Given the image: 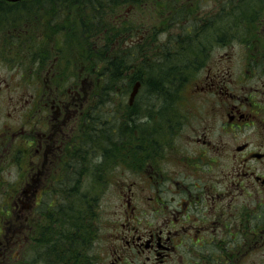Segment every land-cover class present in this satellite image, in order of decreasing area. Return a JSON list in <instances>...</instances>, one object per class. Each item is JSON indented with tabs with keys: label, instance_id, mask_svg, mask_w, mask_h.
Returning a JSON list of instances; mask_svg holds the SVG:
<instances>
[{
	"label": "flooded vegetation",
	"instance_id": "obj_1",
	"mask_svg": "<svg viewBox=\"0 0 264 264\" xmlns=\"http://www.w3.org/2000/svg\"><path fill=\"white\" fill-rule=\"evenodd\" d=\"M38 1L40 22L6 29L8 64L15 61L14 45L22 43L25 60L17 66L27 73L18 79L24 87L17 91V83L0 74L3 101L17 114L8 111L11 121L0 123V172L15 168L2 195L8 220L0 222V264H30L28 251L42 242L32 233L45 223L51 206L46 198L53 195L59 196L61 211L69 208L58 222L79 220L91 230L81 242L77 228L68 244L77 264H264V7L237 22L230 43L198 52L201 61H193L185 82L166 96L165 116L160 119L163 110L156 111L154 135L145 137L144 147L136 121L137 144L130 146L136 150L129 149L112 171L118 198L108 207L99 201L82 208L67 194L77 193L80 181L90 176L94 134L111 122L105 118L110 102L121 111L125 97L107 95L109 109H99L93 77L77 61V21L68 34L61 32L63 5L67 11L73 3L63 15L77 20L78 0ZM80 196L85 195L77 194L83 202ZM101 210L107 216L98 237L99 220L90 211ZM39 257L34 261L41 262Z\"/></svg>",
	"mask_w": 264,
	"mask_h": 264
},
{
	"label": "rangeland",
	"instance_id": "obj_2",
	"mask_svg": "<svg viewBox=\"0 0 264 264\" xmlns=\"http://www.w3.org/2000/svg\"><path fill=\"white\" fill-rule=\"evenodd\" d=\"M120 0H118L119 2ZM179 1V0H178ZM216 1H222V0H196L193 3V6L191 7L192 12L189 14H192L194 17L196 16L198 18V24L199 26L201 24H206V19L208 15H212L214 19L217 18L218 14V8L214 7V3ZM234 1V0H233ZM260 1V0H258ZM258 1H251V14H254L256 10H258ZM153 0H122V5L118 6L116 8L115 14L122 13L123 9V15L120 19L121 21H117V23H120L122 25H118L117 23H114L111 21L110 23V30L112 29H118L119 27L123 28L126 32L130 33L131 38L135 39L136 35L140 33L146 34L144 45H142L141 50H136L134 45H129L127 36L123 39V42L125 46H118L116 48H111V51L109 53L108 57H102L99 55V50L106 52L105 55H108V49L107 46L102 47L101 44L95 45L93 48L90 49V53H94V59L97 60V55L99 60L97 62H93V66L97 67V71L94 73V75L90 74L93 77V80L96 82L95 86V93L99 96L97 98V103L99 104L100 110L109 109L108 108V99H106V102L104 101L105 96L110 95L111 99L116 100L118 98V95H126L125 99L122 101V105L124 107V110L121 111L118 110V104L117 102H110L111 110L110 113H105V118L108 117L112 118L111 122H108L107 125L102 124L99 129L96 131V134H94V156L91 159V165L93 167V170H90V176L88 178L82 179L80 181V189L77 193H69L67 194L68 200H70L72 197L74 198V201H76L77 204L82 206V208L85 206L94 205L97 206L98 202L99 206L108 207L109 202H114L116 197L115 191V185L112 184V171H117V166L119 165L120 160L124 157V154H128V150L130 149L131 145H136V136L134 135L135 131V123L138 122L137 126V138H142V147H144L145 137L151 136L152 133L154 135L155 126L153 123V119L155 115L157 114V110L161 108L164 112V115L167 111V102H164L163 99L160 97L156 99H151L146 97L147 93H150L152 91V86L157 90H161L162 88L167 89L168 86L166 83H164V80H168L169 77L174 78L176 74L180 73L181 71L175 70H165L164 68L161 71H157V63L158 59L156 58V53L159 49H164L165 53L162 54L161 59L163 61H175L178 59V57L181 55L182 51L187 47V45L190 43V39L185 40V45L182 47L176 46L175 43L179 40L177 38L174 40L175 37H178L179 35H183V31L180 30V27L178 23H173L165 25L162 22V15L163 12L160 10H163V8L156 9V6L151 5ZM182 2L186 3L185 11L190 8L191 3L190 0H183ZM181 1L179 3H182ZM225 2V0H223ZM72 3V2H71ZM175 1L172 2L174 4ZM175 6L173 9L175 10L177 8L178 4H174ZM173 6V5H172ZM171 6V7H172ZM262 4H260V7ZM71 10V6H68ZM168 8V7H167ZM68 9V10H69ZM184 9L181 11H178V15L180 16V19L184 18L185 12ZM36 10H39L38 8ZM67 10V11H68ZM159 10V11H158ZM66 6L63 7V11L61 13V17L59 23L63 31V35L68 34L71 29V24H76L77 20H74V18L65 19L63 14L67 15ZM170 12L168 11L167 15ZM108 12L103 13V18L108 17ZM188 15V14H187ZM14 16V14H12ZM191 16V15H190ZM17 17L12 18H2L0 17V25L10 29V25H22L31 21H41V14L39 12L38 16L34 15H28L25 19L21 20H14ZM179 19V23H182V20ZM178 19H176L177 21ZM104 20H100L99 25H103ZM185 22L183 21V25ZM192 27V26H191ZM204 27H206L204 25ZM101 28V27H100ZM197 28V27H196ZM195 28V29H196ZM23 29V28H22ZM74 29V28H73ZM194 29V30H195ZM88 29H84L83 25H80L79 21L77 26L75 27V31L77 32V42L80 41V35H86V31ZM102 30V28H101ZM236 30V29H235ZM234 30V31H235ZM119 31V30H118ZM192 31V30H191ZM197 31V30H195ZM234 31L230 32L233 33ZM228 32L225 31L223 33L222 30L216 31V33L213 35L214 39L210 41L209 46H220L222 43H230L231 38L224 37V34ZM129 35V36H130ZM5 35L2 31H0V74L6 73L8 77H10L11 82L17 83L13 84L16 85L17 90L23 89V81L18 83L19 78H23L25 74L27 73L26 67L21 66L19 68L17 64L23 60H25V54L21 52L22 43L18 44L16 43L14 47L16 48V52H13V56L15 58V61L12 64H8V57L11 56L10 49L7 48V52L5 54V47H7L9 44L7 43L5 39ZM9 37V36H7ZM68 37V36H67ZM82 39V38H81ZM14 42L13 39L10 40V42ZM92 42L97 43V37H94L91 39ZM15 43V42H14ZM102 43V42H101ZM207 42L203 41L204 47L207 46ZM106 45V44H105ZM54 47L59 46V42L53 44ZM113 46V45H112ZM117 46V44H115ZM102 47V50H101ZM123 47H126L122 49ZM2 48V49H1ZM203 48V47H202ZM71 50V49H69ZM75 50H77V53L79 54V58L77 61L80 63H83L85 65V59L86 55L88 53V50L86 49V44L82 45L80 47H77ZM217 53V49L213 48L212 50V56ZM154 54V56H153ZM188 54H192V51H190ZM21 60V61H20ZM95 60V61H96ZM109 61V62H108ZM170 62V63H171ZM7 63V64H5ZM85 70V69H84ZM104 70L109 71L108 77L110 79L115 78L119 79V81H114V84L110 85L107 90L104 89V83L107 81V72H104ZM78 71L80 72V68L78 65ZM86 71V70H85ZM90 72V71H89ZM91 73V72H90ZM105 73V75H104ZM186 74H191L190 72L186 71ZM136 77L137 79L142 80V88L140 89L138 96L131 108H127V97L131 89V85L133 83L132 79L133 77ZM160 74V76H159ZM13 78V79H12ZM10 80L8 82H10ZM135 81V80H134ZM130 82L131 85L124 86L125 83ZM132 82V83H131ZM112 83V82H111ZM3 85L0 83V90H3ZM182 88V87H180ZM17 93V92H16ZM13 95L15 93H12ZM6 97L4 92H0V123L1 121H11L9 117H7V112L9 111L11 114L17 116V114L13 113V108L10 109V107L7 106V101H3V99ZM22 101H20L19 105L17 107H20L22 105ZM98 109V110H99ZM97 110V111H98ZM101 118H103V115L98 114ZM121 115L124 116V119L122 120ZM126 122L125 126H120L119 122ZM105 139L101 140L102 138ZM140 142V141H139ZM135 148H131L130 151H135ZM2 150H0L1 153ZM140 151V149H138ZM107 163L110 165L109 167V187H105L103 184V179L105 180L106 176L104 175V169L107 171ZM15 178V168L12 169L11 167H8V169H3L2 172H0V222H7L8 216L5 211L8 209H4L5 205L3 204V194L4 191L7 189L6 185H9L12 183V180ZM115 182V181H114ZM99 189L101 191V195L99 192ZM104 190H107V192H104ZM77 194H82L84 197H82L84 200L83 202L77 200ZM79 197V196H78ZM60 203L59 196H49L46 198V205L47 206V217L45 220V223L41 228H35L34 233H32V238L36 239H42V242H40L38 245H35V249H32L31 251H28L27 255L31 256V262L30 264H76L77 262H70L68 263V258H72V253L68 250V246H63V243L70 244L72 239V231L75 230V223L70 218L68 220H65V216L67 215V212L69 211V208H64V210L61 211V209L58 208V205ZM54 208V209H53ZM11 209H9L10 211ZM87 210L84 209L83 214ZM91 217L98 218L99 222L97 223L98 229H96L98 233V237H101L104 233V230L102 229L103 223L106 221V213L101 211L92 212ZM64 216V219H61L60 222H58L57 218L59 219L60 215ZM64 222V223H63ZM59 223L64 228V233L60 234L61 227L59 226ZM0 223V230L1 227ZM5 228H7V225H5ZM7 230V229H5ZM8 232H6L7 234ZM57 240L60 241V243H57ZM68 250V252H67ZM35 258L39 257V260L41 262L34 261ZM80 263V262H79ZM78 263V264H79Z\"/></svg>",
	"mask_w": 264,
	"mask_h": 264
},
{
	"label": "trees",
	"instance_id": "obj_3",
	"mask_svg": "<svg viewBox=\"0 0 264 264\" xmlns=\"http://www.w3.org/2000/svg\"><path fill=\"white\" fill-rule=\"evenodd\" d=\"M145 1V0H143ZM175 1L174 4H178L177 8L174 10L173 7L175 6L172 4V2ZM153 0L152 4L153 6H156V9L163 8V10H160L162 15V22L167 25L172 22L173 23H178L180 27V30L183 31V35H179L178 37H175L174 40L179 38V42L177 41L175 43L176 46L182 47L185 45V40L190 39V43L187 45V47L182 51L181 55L178 57L177 60L174 62L172 61H163L161 59L162 54L165 53L164 49H159L158 52L156 53V58L158 59L157 63V71H161L163 68L165 70H170V71H175L179 70L181 71L180 73L176 74L174 78L169 77V79L166 81L164 80V83L168 86L167 89L162 88L161 90H157L154 86L152 88V91L150 92L151 95H154L155 98L160 97L161 99H165L168 94L174 93L172 91L173 88H175V92L177 88L185 82V79L188 78L189 74H186L185 72L189 70V68L192 66L193 61H201L202 57L206 54V52L209 49V44L210 41L214 39L213 35L216 33L218 30L223 29V33L225 31H228L224 34V37L231 38L232 31L236 29V24L239 21H245L247 20V17L251 15V1L253 0H240V1H233V0H225V2L222 1H216L214 3V7L218 8V14L217 18L214 19L212 15H208L206 19V24H201L199 26L198 18L195 16L193 17L192 20H189V13L192 12L191 8H188L185 11V6L186 3L182 2L183 0ZM182 3H179V2ZM263 1H258L257 5L259 8L264 7ZM31 3V4H30ZM9 6H7V5ZM41 2L38 0H33L32 1H26V0H21L17 3L9 4L6 1L0 0V17L2 18H12V17H17L16 20H23L25 19L29 14L31 15H39V10H31L30 8H39L41 6ZM260 4L262 6L260 7ZM122 5V0L118 2V0H78L77 2V17L80 25H83L84 29H88L86 31V35H80V41H78L79 46L85 45L89 46V48L92 46L94 47L96 44H109L113 45L115 38H117L120 34V32L123 30V28L119 27L118 29H112L110 30V23L111 21L113 24L116 22V17L119 14H115L116 8L118 6ZM173 5V6H172ZM65 6V5H63ZM166 6V8H165ZM172 6V7H171ZM10 7V8H9ZM168 7V8H167ZM6 8V9H3ZM30 10H29V9ZM184 9L185 12V17L180 19V16L178 15V11H181ZM159 11V10H158ZM170 12L168 15L166 13ZM259 11V10H258ZM257 11V12H258ZM108 12V17L103 18V13ZM68 13L70 14L71 11L70 9L68 10ZM6 14V15H5ZM14 14V16H12ZM188 14V15H187ZM191 15V14H190ZM176 19H178L176 21ZM179 19L182 20V23H179ZM100 20L103 21V25H99ZM183 21L185 23L190 22L191 24V29L190 32H186L184 30H187V25H183ZM204 25L206 27H204ZM102 30H101V28ZM197 27V28H196ZM196 28V29H195ZM8 28H5L0 25V31L3 32V34L7 37L8 33L7 30ZM197 31H195V30ZM118 30H121L120 32L117 33ZM189 30V28H188ZM192 30V31H191ZM204 30V34H201L200 31ZM5 37V39H6ZM97 37V43H94L91 41L92 38ZM82 38V39H81ZM203 41H206L208 44L206 47L203 45ZM102 42V43H101ZM64 45L66 43L64 42ZM102 45V47H103ZM101 47V50H102ZM203 47V48H202ZM202 49H205V53L202 57L196 59L198 52ZM190 51H192V54H188ZM99 55L104 57V53L99 50ZM92 59L90 61L97 62L99 60L98 55H97V60L94 59V53L89 54ZM154 56V54H153ZM96 60V61H95ZM109 62V61H108ZM171 62V63H170ZM93 68H97L95 66H92ZM104 72H107L104 70ZM105 75V73H104ZM160 76V74H159ZM138 75L133 77L132 81L136 80ZM115 79V78H113ZM119 79H117L118 81ZM132 83V82H131ZM130 82L125 83L124 86H128ZM164 102H167L168 105V100L165 99ZM163 116V115H162ZM165 116V115H164ZM163 116V117H164ZM160 127L163 126V124H159ZM76 228H79V232L77 236L80 238L81 242L82 239L87 238V230L81 229L80 226H75ZM82 228L84 226L82 225ZM87 240V239H86Z\"/></svg>",
	"mask_w": 264,
	"mask_h": 264
},
{
	"label": "water",
	"instance_id": "obj_4",
	"mask_svg": "<svg viewBox=\"0 0 264 264\" xmlns=\"http://www.w3.org/2000/svg\"><path fill=\"white\" fill-rule=\"evenodd\" d=\"M137 88H138V83H136L132 89V92L130 93V100H132V98L134 97V95L137 92Z\"/></svg>",
	"mask_w": 264,
	"mask_h": 264
},
{
	"label": "bare ground",
	"instance_id": "obj_5",
	"mask_svg": "<svg viewBox=\"0 0 264 264\" xmlns=\"http://www.w3.org/2000/svg\"><path fill=\"white\" fill-rule=\"evenodd\" d=\"M62 1V0H61ZM42 3V2H41ZM31 4V3H30ZM29 9V8H28ZM30 10V9H29ZM37 11V10H36ZM6 15V14H5ZM30 15V14H29ZM14 20H16V19H14ZM34 26V25H33Z\"/></svg>",
	"mask_w": 264,
	"mask_h": 264
}]
</instances>
